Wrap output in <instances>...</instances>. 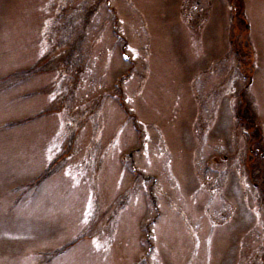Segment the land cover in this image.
<instances>
[{"label":"rangeland","instance_id":"obj_1","mask_svg":"<svg viewBox=\"0 0 264 264\" xmlns=\"http://www.w3.org/2000/svg\"><path fill=\"white\" fill-rule=\"evenodd\" d=\"M260 151L264 0H0V264H264Z\"/></svg>","mask_w":264,"mask_h":264},{"label":"flooded vegetation","instance_id":"obj_2","mask_svg":"<svg viewBox=\"0 0 264 264\" xmlns=\"http://www.w3.org/2000/svg\"><path fill=\"white\" fill-rule=\"evenodd\" d=\"M196 3H198V2L196 1ZM191 12H193L196 17L199 16V13H198L197 9L191 10ZM183 15L185 17L186 23L187 24H191L188 10L183 11ZM196 21L198 22V18H197ZM219 158L225 159L226 156H225V154H221L219 156ZM213 159H214L215 162H219V160L216 159L215 157H213ZM254 185L256 186L257 185V182L256 183L254 182ZM208 191H210V190H208ZM263 200L264 199L262 198L260 201L263 202ZM186 235H187V240H189L190 245L192 246L193 243H194L195 246H197V244H198L197 233H195V232H193V233H186ZM194 238H195V240H194ZM192 250H193V248L191 247V248H189V250L185 251V253L183 254L182 260H181V264H191L189 262V255L192 253Z\"/></svg>","mask_w":264,"mask_h":264},{"label":"trees","instance_id":"obj_3","mask_svg":"<svg viewBox=\"0 0 264 264\" xmlns=\"http://www.w3.org/2000/svg\"><path fill=\"white\" fill-rule=\"evenodd\" d=\"M4 76H6V75H4ZM4 76H2V77H4Z\"/></svg>","mask_w":264,"mask_h":264}]
</instances>
